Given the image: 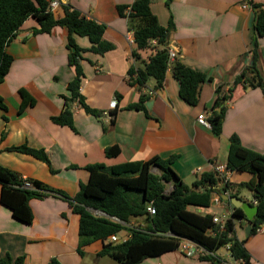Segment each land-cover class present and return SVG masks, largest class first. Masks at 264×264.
<instances>
[{"label":"crops","instance_id":"crops-1","mask_svg":"<svg viewBox=\"0 0 264 264\" xmlns=\"http://www.w3.org/2000/svg\"><path fill=\"white\" fill-rule=\"evenodd\" d=\"M132 2L60 0L52 11L61 17L60 5H67L86 19L105 26L102 38L112 45V50L103 56L86 52L78 61L83 72L80 93L85 105L92 110L109 111L110 117L99 119L74 105L73 130L51 120L60 115L65 99L70 98L67 85L75 77L67 60V30L54 27L50 34L35 35L37 22L33 18L24 22L6 48L13 62L0 84V99L6 106V111L0 108L1 167L19 179L42 183L72 198L80 185L89 180L87 167L96 164L110 168L153 157H173L174 173L190 186L202 174L211 173L212 164L226 166L232 136L244 148L264 154V93L258 87L234 85L236 77L252 64L253 26L257 15L264 12V0H152L150 9L159 24L164 28L170 22L173 24L168 51L173 50L175 59L184 66L209 78L202 85L195 106L180 98L179 84L169 71L160 89L155 88L153 80L141 90L127 83L128 70L134 64V45L127 37L133 36L117 9ZM75 41L82 49L90 47L87 38L75 37ZM257 44L255 66L264 81V36L258 38ZM137 53L141 61H147L153 50ZM218 87L223 92L231 90L219 136L196 121L199 114L211 115ZM20 90L32 100L23 108ZM149 91L154 95L149 96ZM142 94L149 96L143 108L129 109ZM112 100L117 101L115 108L110 107ZM20 146L43 150L51 169L29 155L9 150ZM110 147L119 149L116 157L105 156V149ZM152 172L158 171L152 168ZM251 178L245 172H229L227 182L239 190L238 198L254 206L251 193L242 186ZM227 193L230 197V191ZM220 200L217 204L211 202L208 208L188 209L222 218L231 204ZM29 208L32 222L27 225L14 219L0 203V259L9 255L12 259L24 257V264H47L52 258L60 264H118L98 256L103 247L100 241L84 247L82 257L78 254L79 218L70 201L50 194L30 200ZM144 223V218L131 221V225L142 228ZM252 229L250 222L237 219L233 235L244 242L249 264H264V224L254 232ZM126 236L127 232L117 235L121 242ZM228 249L229 246L221 248L214 255L224 264H235ZM208 255L187 258L176 250L140 264H212L202 259Z\"/></svg>","mask_w":264,"mask_h":264},{"label":"trees","instance_id":"trees-1","mask_svg":"<svg viewBox=\"0 0 264 264\" xmlns=\"http://www.w3.org/2000/svg\"><path fill=\"white\" fill-rule=\"evenodd\" d=\"M152 0H133L130 6L118 7L120 17L126 19L127 30L133 36L134 64L128 70L127 83L144 88L150 80L155 88L163 86L165 74L171 72L179 84V96L187 104L195 106L198 103L202 85L209 78L198 71L184 66L175 58L170 60L168 55L169 32L173 29L170 22L168 27H162L150 9ZM63 15L56 17L49 8V0H0V84L8 75L13 59L6 52L7 46L15 39L17 32L29 18H33L38 28L33 33L50 34L54 27L67 30L66 48L68 50V65L74 68L75 77L67 85L70 98L65 99L64 107L59 116L52 122L67 126L73 130V107L77 105L84 112L99 119L103 111L90 109L84 103L80 93L83 72L79 60L82 54L89 52L103 56L112 50V45L102 38L105 26L86 19L79 12L71 10L67 5H60ZM253 49L251 50L252 64L234 80V85L243 84L258 87L264 93V81L256 69L258 38L264 36V12H260L253 26ZM75 37L87 38L90 47L80 48ZM155 41V45H151ZM152 49L153 54L147 61H141L137 52ZM231 90L223 92L221 87L216 89L217 97L213 104L212 113L207 117L210 128L217 136L221 134L225 114V103L230 99ZM22 108L32 102L28 94L20 90ZM147 94L141 95L137 104L129 109H142ZM0 108L6 111V106L0 99ZM5 119V118H4ZM10 151L22 153L46 164L50 169L47 155L43 150L30 149L26 146L12 147ZM107 158L119 154L117 147L106 148ZM173 157L163 160L153 157L144 162H131L115 167L106 168L101 164L88 166L89 180L81 184L78 193L69 198L58 194L39 182H31L32 188H25L23 179L0 166V203L7 208L14 219L24 224H31L32 213L29 202L50 194H56L70 201L72 211L79 218L77 252L82 257L84 247L95 241L103 243L99 257H108L118 264H140L149 258L176 251L180 239H187L202 247L212 264H224L215 257V253L229 246V256L233 261L243 260L249 264V256L243 248V241L234 237V221L245 219L240 208H234L232 215L225 221L223 230L212 223L213 216L207 213L193 212L188 207L208 208L214 196L221 198L222 193L228 192L230 197H236L239 190L229 182H222L212 171L198 177L190 186L186 185L174 173L171 164ZM226 169L229 172H245L252 176L251 180L242 184L247 189L257 207V218L251 222L255 231L264 224V154H258L244 148L236 136L229 138V149L226 159ZM157 169V173L152 172ZM172 189L165 194L167 186ZM153 202L154 215L146 211V204ZM95 211V212H92ZM136 218H144V227L131 225ZM246 220V219H245ZM127 232L129 238L124 242L111 243L109 238ZM0 264H24V257L12 259L5 255ZM47 264H60L56 258Z\"/></svg>","mask_w":264,"mask_h":264},{"label":"built area","instance_id":"built-area-1","mask_svg":"<svg viewBox=\"0 0 264 264\" xmlns=\"http://www.w3.org/2000/svg\"><path fill=\"white\" fill-rule=\"evenodd\" d=\"M60 0H49V8L51 11H54L58 6H59ZM244 9H247V5H243L242 6ZM131 34V33H130ZM128 42L130 43V45H134V41L132 39L131 36L127 37ZM156 42L155 41H151V45H155ZM168 55L170 60H173L175 58V52L173 50H169L168 51ZM149 96H153L154 92L149 91L148 92ZM117 105V101L112 100L111 103V108H115V106ZM108 119V117H110L109 115V111L104 113L103 118ZM197 123L200 126H203L205 128H210V124L207 121V117L205 116V114H199L196 118ZM198 171H200L199 169H197ZM212 170L217 174L218 178L220 179V181L222 182H227V176L229 171L226 169L225 166L221 165V164H212ZM24 182V187L25 188H32V183L30 181H28L27 179H23ZM172 188L169 187L168 189H166L165 194H168L170 192ZM224 196H228L227 192L222 193ZM222 196V195H221ZM221 198L219 196H214L212 198V203H219L221 200ZM253 205H256V202H253ZM146 211L147 213L151 216L155 214V209L153 206V202H149L147 207H146ZM233 212V206L231 205L227 214L225 216H223L222 218H218L213 216L212 219V223L216 226L219 227V230H223L224 228V223L225 221L232 215ZM136 227H140L139 225H135ZM262 232H264V229L261 230ZM129 236H126L122 242L126 241L128 239ZM109 242L111 243H119L121 242V240L117 237V235H113L109 238ZM177 251L182 254L183 256L187 257V258H195V257H201L207 254V251H205L202 247L198 246L197 244L193 243L190 240L187 239H180L179 243H178V247H177ZM235 264H247L246 262H244L243 260H239V261H234Z\"/></svg>","mask_w":264,"mask_h":264},{"label":"water","instance_id":"water-1","mask_svg":"<svg viewBox=\"0 0 264 264\" xmlns=\"http://www.w3.org/2000/svg\"><path fill=\"white\" fill-rule=\"evenodd\" d=\"M221 199L224 201H228L234 208H240L244 214L245 219L248 222L251 223L253 220L257 218V207L256 206H252L250 203L246 201H242L237 196L228 197V196L222 195ZM92 212H95V211H92Z\"/></svg>","mask_w":264,"mask_h":264},{"label":"rangeland","instance_id":"rangeland-1","mask_svg":"<svg viewBox=\"0 0 264 264\" xmlns=\"http://www.w3.org/2000/svg\"><path fill=\"white\" fill-rule=\"evenodd\" d=\"M107 259H105V260H111L110 258H108V257H106Z\"/></svg>","mask_w":264,"mask_h":264}]
</instances>
